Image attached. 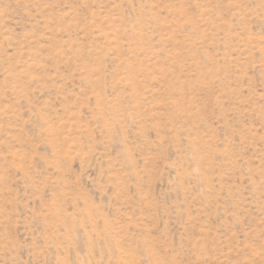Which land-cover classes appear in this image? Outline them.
Segmentation results:
<instances>
[{
	"label": "rangeland",
	"instance_id": "1",
	"mask_svg": "<svg viewBox=\"0 0 264 264\" xmlns=\"http://www.w3.org/2000/svg\"><path fill=\"white\" fill-rule=\"evenodd\" d=\"M0 264H264V0H0Z\"/></svg>",
	"mask_w": 264,
	"mask_h": 264
}]
</instances>
